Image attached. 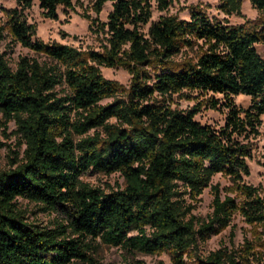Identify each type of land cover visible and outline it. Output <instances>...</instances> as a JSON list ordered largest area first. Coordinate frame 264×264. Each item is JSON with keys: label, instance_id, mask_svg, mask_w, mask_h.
<instances>
[{"label": "clouds", "instance_id": "1", "mask_svg": "<svg viewBox=\"0 0 264 264\" xmlns=\"http://www.w3.org/2000/svg\"><path fill=\"white\" fill-rule=\"evenodd\" d=\"M40 2L31 0L26 6L25 0H0V31L4 33L0 39V56L9 66L13 79L22 53L28 55L29 66L39 62L41 72L45 61L55 63L58 68L54 86L39 89L32 85L24 94L38 96L37 102L49 93L55 99L73 97L77 87L69 80V73L91 75L94 68L102 66L100 59L104 57H114L111 64L105 63L103 67L121 71L123 79L111 84L102 79L96 82L106 94L89 109L99 113L90 130L78 128L84 116L76 112L67 113L71 123L66 128L57 125L48 129L47 139L58 151H63L60 145L71 141L66 146V159L61 161L62 191L67 194L63 202L47 194L50 188L44 173L48 169L40 160H30L24 155L25 149L31 150L34 140L26 135L23 126L36 123L37 112L23 107L21 92L13 97L21 110L8 116L0 109V141L4 144L0 147V192L13 181V177L4 173L29 163L32 167L24 175L37 185L13 187L25 193L14 197L13 214L17 218L25 217L23 222L33 226L32 232L53 231L58 242L74 241L77 250L86 256L72 258L70 264H199L200 258L207 255L208 238L216 240L215 247L232 255L239 264H264V226L259 232L255 224L247 225L250 231L233 229L231 224L224 227V220L216 215L215 205L207 206L203 213L184 211L190 203H197L188 199L192 191L189 185L197 178L204 181L212 169H218V174L229 184L227 191L220 190L221 203L227 197H234L238 207L233 216L239 217L241 223L247 218L241 211L248 207L247 202L260 200L264 209V115L258 111L264 106V90L253 94L250 88L244 87L248 81L244 61L239 59L230 73L235 88L219 93V102L211 107V97L217 93L200 87L197 81L204 71L210 77L217 76L215 69H205L201 63L208 45L217 41L207 36L198 41L192 27L196 24L193 13L199 12L200 22L196 27L200 31L210 28L225 37L214 49L219 57L227 62L234 58L236 47L255 48L264 67V0H169L163 15L157 11L160 0H129L131 15L118 16L117 27L123 23V28L141 38L134 48V36H128L122 48L115 49L113 44L121 42L108 39L113 37V32L106 21L109 13L116 15L121 0H68L67 3L55 0L54 10L63 20L62 27L71 28L68 21L73 19L82 25V31L65 38L73 50V58L67 62L53 60L47 50L33 53L31 47H25L13 34L14 25L27 19L32 25L26 33L31 45H36L39 39L51 44L54 37L59 38V28L45 33V26L51 28L60 21L51 19L49 7L39 8ZM97 6L101 11H96ZM65 8L67 15L62 11ZM137 13L139 20L131 22ZM162 19L175 30L171 37L155 35L154 28L163 25H154L153 21ZM180 20L185 23L177 27ZM10 49H16L15 56L3 55ZM93 49L101 57L90 55ZM145 60L147 63H142ZM260 76L264 77V72ZM65 102L72 107L71 99ZM105 104L112 107L102 111L100 106ZM229 119L234 122L230 124ZM202 124L208 127L199 132ZM253 127L260 129L259 135L251 131ZM87 140L96 142L84 143ZM13 153L21 154L15 165L10 162L16 160ZM137 157L140 158L137 164L144 168L140 179L155 181L151 192H157L156 196L128 194L127 176L133 173L131 162ZM156 161L164 163L160 165ZM161 167L166 168L163 179L160 175L153 176V168L159 173ZM249 167L251 175L245 176ZM227 172L232 173L231 177L225 175ZM117 180L124 183L118 184ZM246 186L252 189L250 194ZM121 187L125 190L124 196L108 195L119 192ZM92 189L96 191L93 193ZM51 191L58 196L61 189L57 186ZM28 193L42 197L48 204L28 199ZM88 194L99 195L104 200L103 205L96 204L103 211L91 217L81 215L85 210L82 196ZM204 195L212 199L211 192ZM37 207L43 210L32 215ZM172 209L179 211L171 216ZM78 228L88 230L76 231Z\"/></svg>", "mask_w": 264, "mask_h": 264}, {"label": "trees", "instance_id": "2", "mask_svg": "<svg viewBox=\"0 0 264 264\" xmlns=\"http://www.w3.org/2000/svg\"><path fill=\"white\" fill-rule=\"evenodd\" d=\"M67 3L68 0H65ZM31 4V0H25V5L28 6ZM70 6V5H69ZM169 6V0H160V4L157 6V11L160 13L163 12L164 8ZM40 8L49 7L52 10L51 19H57V13L55 12V0H41L39 4ZM135 7L139 8V4H136ZM151 8V3H149ZM67 9V8H65ZM96 11H101L99 6L96 7ZM131 15V9L129 7V0H121L120 4L117 6L116 15L113 16L109 13L106 23L109 26V30L113 32V37L108 39H115L120 41L119 45L113 44L115 49L117 46H123V41L127 39L128 36H134L133 47H136V43L141 37L135 36L128 29L123 28V23L117 27V17L121 15ZM150 15L153 13L150 12ZM194 18H196V24L192 27L196 30L198 41L203 37L207 36L211 40H216L217 43H210L208 45V50L204 52L201 56V63L205 69L212 68L217 72V76L210 77L207 71L201 73L200 78H198L197 83L200 87L207 89L208 91H214L219 95V93L224 91H232L235 88L234 77L230 75L232 69L236 66V61L242 59L244 61L243 70L244 74L247 76V84L244 86L250 88L253 94H259L264 90V77L260 76L261 72H264V67L261 66L260 55L257 53L255 48L245 50L244 47H236L234 49V58L225 62L218 53L214 51L218 47L219 41L225 37L221 33L213 32L210 28H205L204 31H200L196 27L199 24V12L193 13ZM140 14L137 13V16L131 22L139 20ZM105 23V21H101ZM156 23L162 24L163 27L154 28V33L157 36L167 35L171 37L175 34V30L162 19L160 21H153V24ZM184 21L180 20V25H184ZM26 26V27H25ZM31 24L28 23L27 19L19 22L14 25L13 34L21 40L22 44L25 47H31L33 53H39L42 50H47V55L52 57L55 61H64L67 62L73 58V50L69 45L51 43L45 44L43 41L39 40L36 45H31L29 38L26 35ZM4 38V33L0 31V39ZM227 39H231L230 36ZM191 45V41H187ZM142 54V49L139 50ZM4 55V54H3ZM76 55H79L78 53ZM90 55L93 57H101L99 52H96L94 49L90 51ZM28 56L19 57V68L15 73V78L10 75V69L7 64L3 62L2 56H0V109H2L5 115L10 116L13 112L21 110V105H19L13 97L17 92H21L24 108H31L33 111L37 112V121L34 124H24V128L27 130L26 135L30 136L34 143L31 145V150L25 149L24 155H27L30 160H40L42 166L46 167L48 171L44 173L48 177L50 191L47 193L51 195L54 200L58 202H63L67 198V194L62 191L64 183L62 182V173L63 165L62 160L66 159L67 147L70 146L71 141H66L64 145H60V148L63 149L62 152L58 151L47 139V133L49 128L56 127L57 125L67 127L71 121L67 119V113L76 112L81 113L84 116V119L78 122V128L80 130L88 131L93 126L92 121L97 118L99 113H92L89 111L92 105L97 104L99 97L106 94L105 90L100 88L96 83L99 80H103L106 84L116 83L105 79L101 73V68L105 63L111 64L114 61V57H104L100 59V64L102 65L99 68H94L91 75H83L79 73H69V80L72 81L76 87L77 91L73 97L70 98H61L55 99L53 93H49L44 97V100L39 101L38 96H32L24 94V90H31L32 85L38 86L39 89L50 88L54 86L57 82V72L58 68L55 63L50 61H45V68L43 72L40 70V63L37 62L31 66L27 64ZM142 63H147V61H142ZM75 66V65H74ZM94 67V66H93ZM105 68H111L105 67ZM208 77V79H204ZM9 81H13L10 83ZM195 86V85H193ZM71 99L72 107H68L67 101ZM219 99L211 97V107H215L219 102ZM225 105H221L223 107ZM101 110L111 108V104H105L100 106ZM145 107H149L145 105ZM258 111L264 115V106L260 107ZM230 124L234 121L229 119ZM251 124V120H249ZM207 125H201L199 132L206 131ZM193 131L197 130L193 127ZM251 131H254L259 135V128L253 127ZM199 134V133H198ZM95 140H87L84 143L94 144ZM199 143V141H197ZM115 143V140L113 141ZM3 146V143H0V147ZM233 153L235 149L231 150ZM246 153L250 150H244ZM16 160L10 161L14 165L18 163L21 159L19 153H15ZM44 157V159H41ZM139 157L136 158V161H132L133 173L127 176V187L130 190L129 195L135 196H156L157 192H151V188L155 181L149 179L148 181H142L140 179L141 173L144 171L143 166H139L137 161ZM126 163V162H121ZM157 164L163 165V161H156ZM32 167V164H24L20 167H13L11 172L4 173L6 176L13 177L12 185L6 186L5 191L0 192V196L3 198L0 199V264H70L72 258H81L86 256V253L80 252L77 250L74 241H63L58 242L56 240V235L53 231L49 232H32V227L29 224L24 223L25 217L20 216L17 218V215L13 214V199L16 196L25 195L24 192L13 190L14 186H20L21 188H26L27 184L32 183L33 187H36L35 183L24 175L26 169ZM166 171V168L161 167L160 172L158 173L155 168H153V176L160 175V178L163 179L162 173ZM219 173L218 169H212L210 174L204 181H201L199 178L193 180L191 185L192 191L188 193L189 200H195L197 203L200 200V196L203 193L204 189L210 187V192L212 193V202L211 205L216 206V215L224 220V227H227L229 224L232 225L233 229L238 227V223H235V220L239 217L233 216V213L236 211L238 204L234 197H227L221 203L220 200V190L221 187L218 184L210 185L212 178ZM225 175L231 177L232 173L227 172ZM250 175V169L245 172V176ZM222 176V175H221ZM224 177V176H222ZM243 177H238L237 179H242ZM201 184L203 185L201 187ZM59 186L61 189L59 195H54L51 189ZM229 185L223 187L227 191ZM247 188V186H246ZM249 194L252 189L247 188ZM96 190L92 189L94 193ZM124 188L120 189L119 192L113 191L108 195L114 196H124ZM178 195L183 196L184 193H179ZM27 198L33 201L37 199L41 200L43 204H48V201L43 200L42 197L28 193ZM107 197L105 196V199ZM82 200L85 203V210L81 215H88L89 217L95 216L97 213L103 211V208H97L96 204L99 202L101 205L104 204V200L100 198L99 195L82 196ZM197 203H190L188 208L184 211H194ZM248 207L242 209L245 216L247 217L244 223H241L239 229L244 231H250L251 229L247 228L248 224H255L257 226L256 231L259 232L261 226H264V209L261 207V201H249L247 202ZM231 206V207H229ZM41 210H43L41 208ZM178 209H172L169 212V215L174 216ZM157 213H153L156 215ZM38 227V226H36ZM76 231H87V228L75 229ZM175 231V229H173ZM31 234V235H29ZM118 234V233H116ZM168 233H162V235H167ZM60 235H63V232H60ZM235 235V232H233ZM210 238H208L209 240ZM71 246V248L69 247ZM199 264H239L238 261H234L232 255L225 254L223 251L216 249L209 252L206 256L200 258Z\"/></svg>", "mask_w": 264, "mask_h": 264}, {"label": "rangeland", "instance_id": "3", "mask_svg": "<svg viewBox=\"0 0 264 264\" xmlns=\"http://www.w3.org/2000/svg\"><path fill=\"white\" fill-rule=\"evenodd\" d=\"M39 7V5H38ZM40 8V7H39ZM65 15H67V9H63L62 10ZM154 15V13H153ZM161 15H163V12L161 13ZM53 21H57L59 20L60 21V24H57V25H54L53 27L51 28H48L47 26H45V33H47L48 31H56L57 28L60 29V36L59 38H53V42L54 43H59V44H66V45H69V41L67 39H65L69 34L73 33V32H76V31H82V25L76 21L75 19L73 20H69L68 23L71 24V28H65V27H62L63 25V20L62 18L57 14V19H52ZM28 21V20H27ZM29 23V21H28ZM41 41H43V39H39ZM44 42V41H43ZM257 51V50H256ZM257 53L259 54V52L257 51ZM5 56L6 55H13L15 56L16 55V49H10V50H7L3 53ZM260 55V54H259ZM21 56H28L26 53H22L20 55ZM101 73L103 75V77L109 81H113V82H116V83H119L122 79H123V74L121 71L119 70H116V71H113L112 68H105V67H102L101 69ZM215 99H219L220 96L219 95H216L214 96ZM262 126H264V123H262ZM259 133H260V129H259ZM0 143H3L2 141H0ZM4 146V144H3ZM2 146V147H3ZM9 147H11L9 145ZM15 155V153H13ZM19 155L21 156V154L19 153ZM250 169V175H251V168L249 167ZM257 175H259V173H257ZM115 179V177L113 178ZM116 183L118 184H123L124 181H115ZM215 184H218L221 188L223 187H226L227 185H229L226 181H225V178L222 177L221 175L217 174L215 175L211 182H210V185H215ZM123 187H121L122 189ZM206 192H210V187H207L206 189H204L203 193L201 194L200 196V200L199 202L197 203L195 209L193 212H196V211H199L201 213H203L205 210H206V207L207 206H210L211 205V202H212V199L211 200H208L205 198V195L204 193ZM42 211L41 208L37 207L35 208V210L32 212V215H36L38 212ZM239 219L237 218L235 220V223H238V227L239 228L241 226V223L238 222ZM217 241L216 240H213V239H209L207 241V254L211 251H214L216 250L217 248L215 247ZM206 256V255H205Z\"/></svg>", "mask_w": 264, "mask_h": 264}]
</instances>
